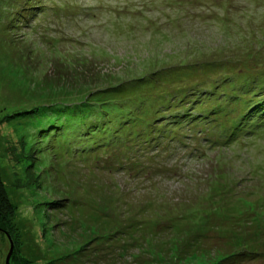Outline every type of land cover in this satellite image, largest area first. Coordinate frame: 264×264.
Returning a JSON list of instances; mask_svg holds the SVG:
<instances>
[{
    "label": "rangeland",
    "instance_id": "374dc122",
    "mask_svg": "<svg viewBox=\"0 0 264 264\" xmlns=\"http://www.w3.org/2000/svg\"><path fill=\"white\" fill-rule=\"evenodd\" d=\"M263 108L264 0H0L14 264H264Z\"/></svg>",
    "mask_w": 264,
    "mask_h": 264
},
{
    "label": "trees",
    "instance_id": "16d2710c",
    "mask_svg": "<svg viewBox=\"0 0 264 264\" xmlns=\"http://www.w3.org/2000/svg\"><path fill=\"white\" fill-rule=\"evenodd\" d=\"M5 35L7 37H5ZM5 35H3L1 37V39H3L5 42L8 41L9 39H11L10 37H8L9 36L8 34H5ZM7 48L10 49V46L7 47ZM130 97L131 96H125V98L123 99V101L121 103V106L119 107V110H120L121 115H122V122L123 123L126 122V121H128L129 119H126L127 111L124 110L125 108L123 109L122 107H123V105L126 102H129V101H131L133 99V98H130ZM128 98H130V99L128 101H126ZM66 110H69V108L66 109ZM61 111H63V110H61ZM61 111H59V112H61ZM94 111L97 113V115H98V113L101 112V111L99 112L96 108H94ZM153 112H154V110H152L150 108L149 116H151V114ZM261 113L262 114L264 113V108L262 109V111L260 110V114ZM35 115H36V113H35ZM169 115L177 116L176 113L175 114H172V111H169ZM32 119H34V118H32ZM35 120H37V119H35ZM176 120H178V119L176 118L172 122H177ZM82 123H85L86 124V122H82ZM88 124H89L88 126H90L91 128H95V130H97L98 127H100V125L98 124V121H96V120L90 121ZM103 130H106V127L103 128ZM134 132L135 131L132 130V131H127L125 133L127 136H129L128 139H127L128 141L131 140L130 139V135L133 134ZM231 134L233 136H235V137L238 134V133H235L234 134V127L228 128L227 135L229 136ZM13 214H14V207H13V204L11 203V201L8 198V195H7V192H6V188H5V185H4L3 181H2L1 174H0V232L3 234L4 238L6 239V241L8 243H9V240H8L7 234L10 235V237H11V239L13 241V249H12V253L10 255L9 263L8 264H14V260L17 261L18 263L21 262L18 259L17 254H14V252H15V243H14V236H13V225H12V222H11V218H12ZM8 250L9 249H7V252H8Z\"/></svg>",
    "mask_w": 264,
    "mask_h": 264
},
{
    "label": "water",
    "instance_id": "95a60500",
    "mask_svg": "<svg viewBox=\"0 0 264 264\" xmlns=\"http://www.w3.org/2000/svg\"><path fill=\"white\" fill-rule=\"evenodd\" d=\"M7 237H8V240H9V250H8L6 256H5V262L8 264L9 263V258H10V255H11L12 249H13V241H12V239H11L9 234H7Z\"/></svg>",
    "mask_w": 264,
    "mask_h": 264
}]
</instances>
